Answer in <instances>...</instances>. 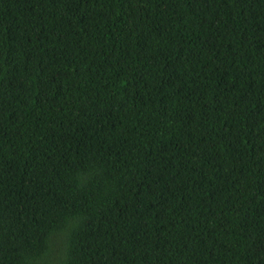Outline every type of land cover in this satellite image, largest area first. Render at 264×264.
I'll return each instance as SVG.
<instances>
[{"label": "trees", "instance_id": "trees-1", "mask_svg": "<svg viewBox=\"0 0 264 264\" xmlns=\"http://www.w3.org/2000/svg\"><path fill=\"white\" fill-rule=\"evenodd\" d=\"M0 264H264V0H0Z\"/></svg>", "mask_w": 264, "mask_h": 264}]
</instances>
